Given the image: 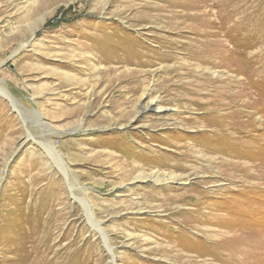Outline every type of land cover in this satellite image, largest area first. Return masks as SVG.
<instances>
[{"label": "rangeland", "instance_id": "1", "mask_svg": "<svg viewBox=\"0 0 264 264\" xmlns=\"http://www.w3.org/2000/svg\"><path fill=\"white\" fill-rule=\"evenodd\" d=\"M151 1L0 0V264H264V0L160 64Z\"/></svg>", "mask_w": 264, "mask_h": 264}, {"label": "bare ground", "instance_id": "2", "mask_svg": "<svg viewBox=\"0 0 264 264\" xmlns=\"http://www.w3.org/2000/svg\"><path fill=\"white\" fill-rule=\"evenodd\" d=\"M214 5H215V3H214ZM210 6H211V8H213V4H210ZM137 7L139 10V14H143V16L145 15L144 17L141 15V18L139 20V22L141 23L140 25H142V26L147 25L148 26L149 24L150 25L156 24V26L155 25L154 26L149 25V27H156V29H155L156 33L155 34L153 33V36H155L154 37L155 39L161 40V42H159V47L162 49L163 53L159 58L155 59L156 64H160L161 62H163L162 60H167L168 58L170 61L172 56L168 53L171 51H174L175 48H179V46H186L187 49L189 48V44H186L188 42L185 43V42L180 41L179 39L170 38L171 36L169 37V35L166 36L164 34L158 33L161 31H164L165 34L166 33L177 34V36L181 39H185V38L190 39L191 38V41H192L191 46L193 47V49L191 50V54H192V56H194L198 60H200L199 59L200 56H204L205 52H207V54H210V55L216 54L218 52L220 55H223L225 57V55H226L225 52L227 50L228 43H231V42H229V27H228V20L229 19L227 20L225 17V12H224L225 10L220 11V16H221L220 22H219L220 32H219V34L216 35L218 38V41H219L218 42L219 47L216 49L214 47V44L210 45V44H208L209 43L208 41H210L209 39H211V37L213 36V31H212L213 27H215L217 24H215L213 21L214 18L210 12L211 10L209 9V6L206 8V5L203 2L196 1L195 3H193V2L190 3L187 1H181V0H155V1H151V2H144L141 4L140 3L139 4H129V6L126 8H129V11L130 10L133 11V9H137ZM198 22L201 24H199ZM132 25H133V23H132ZM187 34H191L190 35L191 37H189ZM177 36H175V37H177ZM199 38H203L204 40L199 39ZM230 38H231V36H230ZM206 39L208 41H206ZM211 40L214 41L213 39H211ZM215 42L217 44V40ZM204 48H206V49H204ZM200 58H202V57H200ZM197 63H199V62H197ZM159 101H161V99L159 97L149 99L139 109H140V111H146V110L160 111V110L164 109L165 106L160 105ZM46 148H47V146H46ZM47 149H48V153L50 155H52L54 157L57 156L58 153H56L55 148H53L52 146H48ZM65 175L68 176L66 172H65ZM179 176H181V175H179ZM151 177L153 178V176H150V178ZM146 178H148V175H145L144 173H140L134 179L142 180V179H146ZM176 178H178L177 175H173V174H172V176H170L167 179L163 178V177H159V175L158 176L156 175V177H154V181L155 182H163V181L167 182L169 180H176ZM251 181H252V179H251ZM79 200H80L82 206L86 209V213L88 215V220L92 223L94 228L98 232L101 233L102 238L104 240V244L108 246L109 252H110L111 257H112V261H114L115 256L112 254V247L109 243V240H108L107 236L104 234L103 230L101 229L100 223L95 220L93 213L90 209V206L88 204V201L84 198H79ZM196 221H197V219H195L194 221H191V226L195 227L194 223ZM197 229H199V228H197ZM217 235H218L217 230H216V232L213 231V233H211L208 230V236L209 237L217 238ZM213 242H215V241H213ZM173 256H174V258H177V259L181 258V260L184 257L187 258L186 255H184L180 252L174 254Z\"/></svg>", "mask_w": 264, "mask_h": 264}]
</instances>
